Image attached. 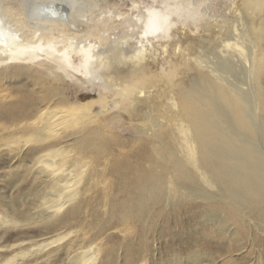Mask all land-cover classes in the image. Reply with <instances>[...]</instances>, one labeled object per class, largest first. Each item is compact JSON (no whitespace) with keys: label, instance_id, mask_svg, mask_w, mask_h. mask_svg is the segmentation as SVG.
<instances>
[{"label":"bare ground","instance_id":"bare-ground-1","mask_svg":"<svg viewBox=\"0 0 264 264\" xmlns=\"http://www.w3.org/2000/svg\"><path fill=\"white\" fill-rule=\"evenodd\" d=\"M87 1L0 0L5 264H255L264 4Z\"/></svg>","mask_w":264,"mask_h":264},{"label":"rangeland","instance_id":"rangeland-1","mask_svg":"<svg viewBox=\"0 0 264 264\" xmlns=\"http://www.w3.org/2000/svg\"><path fill=\"white\" fill-rule=\"evenodd\" d=\"M83 2H86V3H89L87 0H82ZM108 2H110L111 4H121V1H122V3L124 2L125 3V5H126V7L125 8H123V10H124V12L126 13H129V9H132L131 8V5H132V1L133 0H107ZM128 3H127V2ZM136 1H139V0H136ZM250 1H252L253 2V8L254 9H256V8H258V5H260V4H264V1L263 0H250ZM260 1V2H259ZM262 2V3H261ZM81 4H82V2H80ZM191 38V42H193L192 41V37H190ZM79 95H82V96H86L88 93H86L85 91H82V90H80L79 91V93H78ZM96 99L98 100V96H96ZM130 133H132L131 131H129L128 130V135H127V138H131V136H130ZM264 146V145H263ZM264 148V147H263ZM186 219V218H185ZM185 219H181V218H179V219H172V226L173 227H175V226H177V227H175V228H177L176 229V234H178V238L179 239H177V240H175V239H170V240H164V241H162V243H163V246H164V252H167V245H169V243L171 244V243H173L174 241H176V242H179V241H181V244L182 245H184V243H186L187 241H190V242H192L193 240H194V230L196 231V230H200V228L202 229V227L201 226H199V224H198V221L197 222H195V224L194 223H191V222H189L188 221V219H186L187 220V222H186V220ZM180 220V221H179ZM182 220V221H181ZM171 221V220H170ZM176 221V222H175ZM179 221V222H178ZM189 222V223H188ZM184 223V224H183ZM196 223H197V225H196ZM199 223H200V221H199ZM187 224H188V226H187ZM183 225V226H182ZM193 225V226H192ZM194 225H195V227H194ZM185 226V227H184ZM182 227V228H181ZM199 227V228H198ZM185 228V229H184ZM193 228H194V230H193ZM196 228V229H195ZM190 230V231H189ZM191 231H193V232H191ZM181 234V235H180ZM17 236H19V235H16V233H14V234H12V236H6V237H3V240H2V238L0 237V246L2 247V248H4V249H6L5 250V252H3V254H0V264L2 263V264H5L7 261H8V259L9 258H11V257H13L15 254L12 252V251H10V247H12V246H14V245H18V244H20L21 242H23V237L22 238H20V237H17ZM14 237V238H13ZM16 237V238H15ZM50 237V236H49ZM20 238V239H19ZM31 240H34V241H38V240H41V237H32V238H30ZM22 240V241H21ZM247 246H249V245H247ZM215 248V245L214 244H210V246H209V248ZM252 247V246H251ZM249 249H247L246 250V252H247V256H245L246 257V260H247V262L249 263V262H251V263H255V264H264V253H261V247H259L258 246V248L257 249H254L253 247L252 248H250V246L248 247ZM8 249V250H7ZM194 250H196V249H194ZM258 251V252H257ZM7 252V253H6ZM256 252V253H255ZM255 253V254H254ZM257 254V255H256ZM261 254V255H260ZM4 255V256H3ZM188 255V253L187 252H185L184 253V256L183 257H186ZM236 255V254H235ZM3 257V258H2ZM216 260L217 261H219V259L218 258H216ZM245 260V261H246ZM253 260V261H252ZM255 260H257V261H255ZM219 264H223L222 262H220ZM250 264V263H249Z\"/></svg>","mask_w":264,"mask_h":264}]
</instances>
